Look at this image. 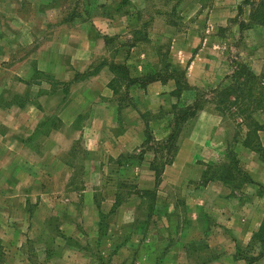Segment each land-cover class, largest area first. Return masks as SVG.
Masks as SVG:
<instances>
[{
	"label": "rangeland",
	"instance_id": "rangeland-1",
	"mask_svg": "<svg viewBox=\"0 0 264 264\" xmlns=\"http://www.w3.org/2000/svg\"><path fill=\"white\" fill-rule=\"evenodd\" d=\"M243 1L0 0V108L30 102L35 108L44 103L48 111L24 141L29 154L17 159L25 163L27 178L22 170L15 176L3 173L7 159H0V193L6 195L4 185L17 178L15 199L8 195L9 202L0 203V264H264L260 225L248 242L228 253L234 239L216 237L221 224H215V216L205 210L207 220L199 219L204 205L198 190L210 181L220 182L232 193L238 191L244 196L238 202L248 198L239 191L251 180L243 162L248 157L243 158L241 150L246 148L243 140L252 122L259 128V141L253 140L252 145L259 142L264 147V26L250 22V8ZM83 38L89 39L94 53L105 52L76 82L97 74L93 69L102 61L127 68L130 54L143 72L137 78L144 81L158 75L165 79L163 84L173 82L171 96L176 103L167 110L169 132L164 141H155L145 127L151 115L161 117L167 112H144L148 106L144 98L138 100L143 125L134 129L143 134L144 142L119 141L121 109L136 104L127 95L126 82L113 79L112 74L114 92L106 99L111 104L98 100L89 110H81L76 122L75 104L97 98L103 76L96 80L97 91L87 93L75 87V78L52 81L53 92L49 90L41 102L35 86L8 89V71L16 69V63L8 65L9 61L18 62L44 49L71 66L75 41ZM136 38L141 41L130 46ZM37 78L48 77L42 72ZM237 86L244 97L228 92ZM217 102L222 118L214 110ZM35 108L13 112L10 118L16 124L25 120L33 124L43 115L42 107L38 112ZM111 111L113 126L105 131L98 123L100 134L94 142L90 131L82 135L88 117L104 122ZM188 111L195 115L181 120L176 140L169 146L176 117ZM206 113L220 120L226 144L223 158L212 164L191 156L176 158L180 137H189L195 119ZM60 119L66 124L61 134L54 133ZM76 129L82 133L75 138ZM20 135L24 137L23 132ZM0 148L9 150L7 141ZM174 163L175 168L168 170ZM24 188L26 193L21 191ZM255 193L264 200L262 185ZM243 212L256 220L260 214L255 208Z\"/></svg>",
	"mask_w": 264,
	"mask_h": 264
},
{
	"label": "crops",
	"instance_id": "crops-1",
	"mask_svg": "<svg viewBox=\"0 0 264 264\" xmlns=\"http://www.w3.org/2000/svg\"><path fill=\"white\" fill-rule=\"evenodd\" d=\"M79 40V42L75 41V57L72 55L71 61H69V64L71 66H68L65 61L61 60L60 56L59 60L57 55L51 56L50 53L48 54V52H45L44 49H40V53L36 52L34 54H27L22 60L18 62L9 61L8 65H11V63H16V66L14 65L16 69H10L8 71L9 74L7 76L11 79V87L8 86V89L11 88V91H15L14 87L19 88L20 85H26L27 90H29L31 86H35L37 88L36 92L39 93L38 100L39 102H41V97H47V92L49 90L50 93L53 92L51 91L54 87L51 86L52 81L56 82V80H61L62 83L63 80H73L75 78L74 76H76L77 74L82 75L85 72L89 71L93 62L98 57L101 58V56H104L101 54L104 53L105 50L101 52L99 51V53H94L91 49L92 45L88 38ZM83 45H87L89 47H87L86 50L81 51L80 47L82 48ZM2 59L7 60L5 57H3ZM126 66L127 68L130 67V78H137L138 76H141L140 73H143L142 70H138L139 66L137 65V63H134V61H132L131 54L129 59L126 61ZM42 72L49 79L47 78V80L45 81L39 80L37 76ZM132 73L134 75H132ZM1 76L3 75H0V78ZM102 76L105 81L103 82L104 85H100L99 87L100 92L98 91L95 96L97 98H93V100L88 101V103L79 102L78 105L75 104V122L78 121L81 110H89V107H91V105H94L98 100L99 102H106L109 105L111 104L110 102L106 101V99L110 100L112 97V90L107 86L112 76L106 66L100 68L97 74H95L94 76H89L87 79L79 80L78 82L75 81V87H77L78 90H81V92L83 90V92L85 93L90 91L92 92V90L97 89L95 87L96 80H98ZM34 78L35 81H33ZM187 78L189 79L188 75ZM173 88V82L171 81H168L165 84L159 81H153L143 88L138 84L130 86L127 95L129 99H131V101L135 102L136 105L132 106L128 104L123 106V108L121 109L120 117L121 120H123L121 123L123 131L118 137L119 141H123L122 139L124 138H130L132 141L135 139L139 141V144H142L144 142L143 134H139L134 130L137 129L140 125H143V122L140 123V121L141 115L144 113L138 106V100L140 101L141 98H144L146 104L148 105L147 109H145L144 112H149V114L151 113L154 115L159 111H163V113H165L167 112L169 105L171 106L176 103L175 97L171 96ZM150 101L151 104L149 105ZM5 106L6 107L0 108V127L4 130L3 132H0V143L2 141H7L9 150H0V159L4 157L7 159L6 169H2L5 170L2 172H7V175L15 176L17 174L16 171L22 170L21 173L24 174V178L26 179L28 176V169L27 167H25L24 162L20 163L17 159L20 157H23L24 159L26 158V155L29 154L24 141H26V139L32 134L34 129L39 124H41L42 120H44L45 117L48 116L47 106L44 103L41 105L42 113L40 112V114L43 115H40L38 121H34L33 124L31 120H25L20 124H16V122H14L13 119L11 120L10 118L13 112L16 111L23 113L33 111L35 107H33L30 102H25L22 106H19L15 103H9ZM36 107L39 109V111H41V107ZM109 108L111 109V106ZM38 109L36 112H38ZM111 112L112 113H107V116L108 114H111V116H109L107 120L104 119V122L99 121L95 115V117L93 116L94 118H92V121H90L91 117H88V128L82 135L85 136V132L90 131L91 134L89 137L90 139H92L91 141L94 142V140L97 139L96 136L100 134L98 133L99 130H96V127H98L99 125L98 123H101V126L105 127V131L106 127L110 128L113 126V116L115 115V113H113V111ZM4 114L7 115L6 118L1 117V115ZM168 115H170L168 114V112L165 116L161 117L154 118L153 115H151L150 120L147 122L148 125L147 127H145V129L148 128L149 135L155 141H164L167 138L169 132ZM72 122H69V124H72ZM31 124L34 128H31V130L29 131L28 127H30ZM65 124V121L63 119H60L58 127L53 130L54 133L61 134V129ZM5 131H7L6 134H4ZM22 132L24 133L23 138L22 135H20ZM81 133V130L76 129L75 135L72 136H75L76 138L77 136H80ZM185 136H181L179 139V149L176 158H185L191 156L193 158L201 160L205 164H212L213 162L219 161L223 158V152L226 144L223 132L220 128V120L217 116L207 113L200 114L195 119L193 131L190 132L189 137ZM100 137L98 139V143H101L102 139H100ZM241 152H243V158H245L244 156L248 157L247 160L243 162L247 165L246 168L249 171L248 174L250 176L251 182H247V184H245L239 191H243L247 195H249L248 198L242 199L243 202H238L240 201V197L244 196L238 194V191H234L232 193L229 188H227V186H224L220 182L214 181L208 182L198 190L201 199H203L201 200V206L204 205V207H201V211L199 212V219H201L202 222L207 220L204 213L205 210H208L210 214L215 216V224H221V226H218L220 228L216 229V237L227 236L228 238L231 237V239H234L233 244L231 245L233 249H231V251L229 250L228 253H234V249H236L243 242L246 243L248 242V240H250L252 234L257 231L264 213V200H262L261 197H258L255 193V188L257 186L262 185L264 187V164L253 152L249 151V149L243 148ZM175 165L176 164L174 163L173 166L168 168V170L170 168H175ZM186 166L188 167V165ZM16 181L17 178L12 177L11 181L7 182L4 185L6 190L5 193L7 194L3 195L0 193V203L4 200L9 202L10 196L12 197V195H14L15 193ZM26 190L27 189L25 188L21 189L23 193H26ZM30 192H32V188ZM12 198L15 199V197ZM26 198L28 197H25V201L27 200ZM218 208L220 209L218 210ZM246 208H248V210L251 208H255V210L259 209L260 214L259 217H257V220L255 215L253 216L250 213L246 214V212H243V210H245ZM6 222H10V218L7 217ZM224 223H226L225 228ZM219 250H221V253L226 252L223 248H220ZM9 263H11V261ZM253 264H260V262H254Z\"/></svg>",
	"mask_w": 264,
	"mask_h": 264
},
{
	"label": "trees",
	"instance_id": "trees-1",
	"mask_svg": "<svg viewBox=\"0 0 264 264\" xmlns=\"http://www.w3.org/2000/svg\"><path fill=\"white\" fill-rule=\"evenodd\" d=\"M243 3L247 4L249 6V8H250V16H249L250 22L252 24H258V25H263L264 26V0H259L257 3H256L255 0H244ZM241 24L244 26V23H241ZM139 41H141L140 38H136L133 41V43H131L132 45H130V46H133V44L135 42H139ZM105 45H106V41H105ZM103 66H106L108 68L109 72L114 76L113 79L115 78L116 80H119L121 78L122 80H124L126 82V85L128 87H130V86H132L134 84H138L140 87L143 88L147 84H149V83H151L153 81H161L162 83L165 82V79H163V78L161 79V77L158 76V75H156L155 77H152V78L150 76V77L147 78V80H144V81H143V77L142 78H130L129 75H128L127 68L124 65H118V64H116L114 62L106 64L105 61H102V62L99 63V65L94 67L93 70L98 72L99 69L102 68ZM92 68L93 67H91L90 70L87 71V72H90L92 70ZM177 73H178L179 76L183 77V73H180V72H177ZM84 74H82V75H84ZM87 74H89V73H87ZM236 74H238V73H236ZM79 76H81V74H77L75 76V81H77ZM236 77H239V76H236ZM113 79L108 84L110 88H111L110 84H111V82H113ZM184 87H185V89H188L187 85H185ZM111 90H112V92H114V90L112 88H111ZM232 90L229 89L228 92L231 93V94L232 93L233 94L236 93L238 95L237 96L238 98L244 97L243 96V92H242V88L239 87V89H238V86H237L235 88L232 87ZM174 93H175V91H174ZM250 96H252L251 95V91L249 92V97ZM216 104L217 105L215 106L214 110L217 112V114H219V115L221 114V118H222L223 117L222 107H220L219 102H217ZM195 108H197V107H194L192 110H195ZM244 108H246V107H244ZM221 111H222V113H221ZM194 115H195L194 111H191V112L188 111L187 113L184 114V112H183V113L179 114V116L176 117L173 129H172V131H171V133H170V135L168 137V140H167V144H169V146L172 147L173 143L176 140L177 133L179 132V123L183 122L181 120L182 119L185 120L186 117H193ZM258 131H259V128H258V125L255 122L254 123L252 122L251 124H249L247 126V131L245 133V139L243 140V146L246 147V148H251V150L258 155V159L264 164V147H262L259 142L255 143L257 145H252V141L253 140L256 141V142L259 141V138H258V135H257ZM229 154H231V153H229ZM230 156H231V161L234 162L232 155H230ZM232 165H234V164H232ZM248 182H251V181H248ZM258 234L259 235L264 234V219L262 220V222L260 224ZM261 236H263V235H261Z\"/></svg>",
	"mask_w": 264,
	"mask_h": 264
}]
</instances>
